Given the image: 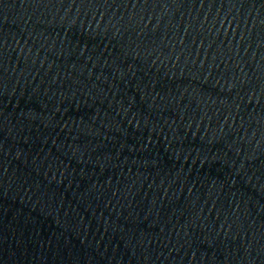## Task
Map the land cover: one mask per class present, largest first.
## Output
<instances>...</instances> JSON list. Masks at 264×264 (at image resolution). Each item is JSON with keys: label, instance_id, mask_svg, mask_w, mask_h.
I'll use <instances>...</instances> for the list:
<instances>
[{"label": "water", "instance_id": "1", "mask_svg": "<svg viewBox=\"0 0 264 264\" xmlns=\"http://www.w3.org/2000/svg\"><path fill=\"white\" fill-rule=\"evenodd\" d=\"M0 264H264V0H0Z\"/></svg>", "mask_w": 264, "mask_h": 264}]
</instances>
